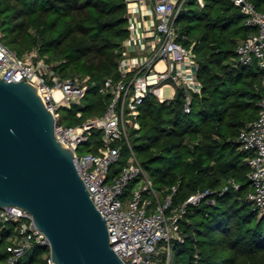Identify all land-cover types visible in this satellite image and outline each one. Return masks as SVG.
I'll return each mask as SVG.
<instances>
[{
	"label": "trees",
	"instance_id": "16d2710c",
	"mask_svg": "<svg viewBox=\"0 0 264 264\" xmlns=\"http://www.w3.org/2000/svg\"><path fill=\"white\" fill-rule=\"evenodd\" d=\"M251 1L264 11V0ZM127 13L126 0H0V30L4 44L19 56L37 51L64 77L82 74L96 81L84 107L62 110L64 122L76 125L103 115L111 102L102 86L109 77H121L131 35ZM178 25L188 37L185 44L195 43L202 92L180 87L164 102L150 93L140 106V127L130 129L131 144L155 187L179 184L175 205L200 190L213 192L188 208L181 221L185 241L172 242L173 264H264V214L249 199V153L239 140L259 117L264 70L258 60L240 65L236 51L258 28L247 24L233 0H206L204 8L188 0ZM101 134L94 132L95 151ZM17 226L9 222L0 229V264L11 255ZM47 252L37 244L18 264H47Z\"/></svg>",
	"mask_w": 264,
	"mask_h": 264
},
{
	"label": "built area",
	"instance_id": "2783aa9c",
	"mask_svg": "<svg viewBox=\"0 0 264 264\" xmlns=\"http://www.w3.org/2000/svg\"><path fill=\"white\" fill-rule=\"evenodd\" d=\"M187 1L126 0L131 35L125 42L134 41L144 55H131L124 43L121 77H109L102 86V93L112 96L106 112L76 125L64 122L62 110L74 105L84 107V100L96 81L82 74L64 77L53 63L39 58L37 51L19 56L4 44L0 30V78L6 82L29 81L38 86L48 108L55 114V131L60 141L76 152V167L95 205L103 215L113 217L107 219L112 248L125 264H173L172 242L185 241L181 221L188 208L199 205L213 193L200 190L176 206L179 184L170 189H157L130 140V129L140 127V106L150 93L164 102L169 100L164 93L166 86L194 92L202 89L192 71L198 68L195 44H185L187 37L180 35L178 25ZM233 2L246 15L247 24L258 28V33L238 45L237 62L249 66L258 60L264 70V11L258 10L251 0ZM198 4L204 8L206 0H198ZM137 32L142 33L136 38ZM162 62L164 68H159ZM190 103L188 93L187 112L191 111ZM259 106V117L241 131L239 140L241 148L249 153L252 184L249 199L264 214V97ZM82 114L79 111L78 117ZM95 131L102 132V144L95 151V143L88 153L81 155L80 146L93 141ZM118 140L126 142L131 155L120 172L113 174V166L123 154ZM131 187L132 194L126 198ZM234 187L239 188L236 183ZM9 222L18 224V233L12 239L11 255L1 264H18L37 244L47 247V264H56L51 258L49 239L37 228L27 210L15 205L0 209V229ZM163 241L167 243L161 244Z\"/></svg>",
	"mask_w": 264,
	"mask_h": 264
},
{
	"label": "water",
	"instance_id": "95a60500",
	"mask_svg": "<svg viewBox=\"0 0 264 264\" xmlns=\"http://www.w3.org/2000/svg\"><path fill=\"white\" fill-rule=\"evenodd\" d=\"M38 86L0 78V209L27 210L56 264H125Z\"/></svg>",
	"mask_w": 264,
	"mask_h": 264
},
{
	"label": "rangeland",
	"instance_id": "374dc122",
	"mask_svg": "<svg viewBox=\"0 0 264 264\" xmlns=\"http://www.w3.org/2000/svg\"><path fill=\"white\" fill-rule=\"evenodd\" d=\"M187 39H188V37H187ZM193 44H195L194 41H193ZM191 45H192V44H191ZM164 93H165V96H167V97L169 98L170 95H171V90H170L169 88H166L165 91H164ZM139 123H140V122H139ZM101 138H102V134H101L98 138H96V139L101 140ZM118 143H119V144L122 146V148H123V149H122V150H123V154H122V157H121L120 161L117 162V163L113 166V168L119 170V169L122 167V165H124V164L127 163L128 159H129V157H130V155H131V152H130V149L128 148V146H127V144H126L125 141H120V140H118ZM94 144H95V140H93V141H91V142H89V143H84V144H82V145L80 146V148H79V153H80L81 155H83V154H85V153H88L89 150L91 149V147H92ZM131 194H132V187L127 191L125 197L128 198V197L131 196ZM179 205H180V204H176V206H179ZM169 213L171 214V212H169ZM164 243H167V241H163V242H161V244H164ZM173 243H174V242H173Z\"/></svg>",
	"mask_w": 264,
	"mask_h": 264
},
{
	"label": "crops",
	"instance_id": "0c3cea01",
	"mask_svg": "<svg viewBox=\"0 0 264 264\" xmlns=\"http://www.w3.org/2000/svg\"><path fill=\"white\" fill-rule=\"evenodd\" d=\"M197 3H198V0H197ZM199 5V4H198ZM200 6V5H199ZM201 7V6H200ZM202 8V7H201ZM141 33L142 32H137L136 34H135V37L137 38L138 36H140L141 35ZM125 46L129 49V51H130V54L131 55H144V52H141V51H139V47L138 46H136L135 44H134V41H127V42H125ZM163 63V62H162ZM158 67L159 68H164V64L161 66V63L158 65ZM197 70H198V68H195L194 70H192L193 71V73L194 74H196L197 75ZM198 77V76H197ZM166 88H169L170 90H171V95H170V97L168 98L169 100H172V99H174L175 98V96H176V94H177V89L176 90H173V88L172 87H169V86H166L165 87V89ZM200 89L202 88V84H201V86L199 87ZM164 89V90H165ZM202 92V89H201V91L200 92H198V93H201Z\"/></svg>",
	"mask_w": 264,
	"mask_h": 264
},
{
	"label": "bare ground",
	"instance_id": "6f19581e",
	"mask_svg": "<svg viewBox=\"0 0 264 264\" xmlns=\"http://www.w3.org/2000/svg\"><path fill=\"white\" fill-rule=\"evenodd\" d=\"M164 63H161V66L163 65Z\"/></svg>",
	"mask_w": 264,
	"mask_h": 264
}]
</instances>
